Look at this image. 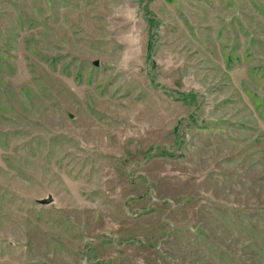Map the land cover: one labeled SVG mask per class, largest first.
Wrapping results in <instances>:
<instances>
[{
  "label": "rangeland",
  "instance_id": "rangeland-1",
  "mask_svg": "<svg viewBox=\"0 0 264 264\" xmlns=\"http://www.w3.org/2000/svg\"><path fill=\"white\" fill-rule=\"evenodd\" d=\"M0 264H264V0H0Z\"/></svg>",
  "mask_w": 264,
  "mask_h": 264
},
{
  "label": "water",
  "instance_id": "water-1",
  "mask_svg": "<svg viewBox=\"0 0 264 264\" xmlns=\"http://www.w3.org/2000/svg\"><path fill=\"white\" fill-rule=\"evenodd\" d=\"M96 60H93V64H96ZM52 201V196L50 194H47L45 197L35 199V202L39 204H48Z\"/></svg>",
  "mask_w": 264,
  "mask_h": 264
}]
</instances>
